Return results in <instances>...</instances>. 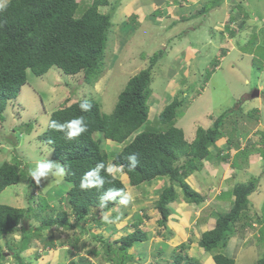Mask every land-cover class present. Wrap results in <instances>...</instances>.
I'll list each match as a JSON object with an SVG mask.
<instances>
[{
    "label": "trees",
    "instance_id": "trees-1",
    "mask_svg": "<svg viewBox=\"0 0 264 264\" xmlns=\"http://www.w3.org/2000/svg\"><path fill=\"white\" fill-rule=\"evenodd\" d=\"M79 4L78 0H9L0 6V118L7 103L15 100L21 87L27 83L28 70L36 77L43 76L51 67L69 76L82 73L87 84L94 83L102 73L113 9L111 7L109 13L102 14L99 8L109 6V1L92 0L82 15L76 17ZM129 22L134 23L133 20ZM162 55V51L154 53L149 57L147 67L127 80L109 114L102 113L100 104L91 99L62 106L51 112L45 131L38 137L51 150V165L55 170L59 167L62 169L63 180L70 184V188L66 192L67 203L63 207L52 206L50 214L41 219L39 227L35 228L37 235L49 231L48 235L52 236H45V241L38 240L37 236L34 238L42 246L53 248L57 240L61 244L59 248L67 246L66 255L71 259L68 264H92L80 254V237L74 232L76 227L80 226L81 232L86 233L87 230L81 227L83 222L91 220L97 223L96 218L102 221L99 215L131 205L124 203L128 200L126 187L120 178L110 172L109 163L120 168L127 183L135 189L145 183L168 178L169 185L162 188L155 202L160 214L157 220L160 228H166L170 215L168 206L178 197L176 185L186 203L200 205L204 201L186 182V178L201 168L202 160L209 155V147L224 137L220 127L223 115L210 128H197L191 142L186 141L184 131L176 126V118L186 105L183 97H173L150 122L148 99L152 94V72ZM81 104L90 107L84 111L80 108ZM81 117L80 127L85 131L73 135L72 122ZM54 123L56 127H53ZM31 127L26 128L30 130ZM13 130L18 128L14 127ZM96 133L105 140L120 144V151H104L101 139L94 138ZM129 138L131 140L127 142ZM10 142L14 144L13 138ZM240 154L247 157L245 150L238 152L234 156V165L238 166L237 157ZM13 157L14 162L0 164V193L23 181L16 149L13 150ZM258 186L259 178L254 177L247 183L233 187L234 201L230 209L216 213L214 227L200 234L198 246L212 256L215 264H235L232 257L213 251L218 247L225 248L231 238L234 239L237 234L244 236V232L252 228L253 222H260L259 217L253 219L249 212V197L257 191ZM38 206H41L40 198ZM30 212V207L25 209L0 204V240L17 232L20 234V239L15 243L5 241V248L13 253L11 264H33V260L40 259L37 252L29 261L23 256L30 248L29 244H23L26 240L23 236L25 230H34L29 219L38 217ZM137 217L130 222L131 231L114 240H110V236L106 238L93 234L92 238L100 247L86 253L102 254L110 264H164L167 258L162 257L164 252L161 249L154 253V258L149 260L151 262L146 263L137 253V256L131 254L135 243L148 241V234L140 227L142 221ZM120 219L119 215H111L109 221L116 223ZM109 221L97 225L108 224ZM58 229L71 232L67 244L60 239L61 235H54ZM115 231L112 230V234ZM259 232V239L264 245V230L260 228ZM187 242L173 249L172 262L166 264L200 263L186 254L189 250ZM39 245L36 244L37 249ZM0 258L5 261L9 258L4 255L1 246ZM255 264H264V251Z\"/></svg>",
    "mask_w": 264,
    "mask_h": 264
},
{
    "label": "rangeland",
    "instance_id": "rangeland-1",
    "mask_svg": "<svg viewBox=\"0 0 264 264\" xmlns=\"http://www.w3.org/2000/svg\"><path fill=\"white\" fill-rule=\"evenodd\" d=\"M8 1L0 0V6ZM78 1L80 4L76 17L82 15L92 3V0ZM108 1L110 5L100 7L99 12L107 14L110 12V8L114 7L111 19L113 26L105 51L104 69L95 82L87 84L82 73L69 76L63 74L56 67H51L46 74L40 77L34 76L28 70L27 83L21 87L18 97L7 103L0 118V164L5 161L14 162L13 150L16 149L23 175L21 183L9 186L0 193V204L15 208L30 207V214L38 216L29 219L31 228L34 230L28 229L25 230L24 235L22 233L24 240L26 239L23 244H29V247L33 249H37L36 244L39 245V239L45 241V236H52L48 235L49 231H42L37 235L38 231L35 228L39 227L41 219L50 214L52 206L63 207L67 203L66 192L70 188V184L63 180L62 169L59 167L55 170V167L51 165V150L38 138L45 131L51 112L62 106L91 99L100 104L102 113L109 114L127 80L140 70L145 69L149 57L158 51H162L163 55L152 72L150 86L152 94L148 99V104L161 103L160 106L163 105V102L167 104L172 99L169 94L167 96L169 83L173 79H180L181 91L176 96L185 98L186 105L181 108L180 114L176 118V126L184 131L186 141L189 142L194 138L197 128H210L220 115H223L220 123L223 133L219 132L226 137V140L234 142L235 146L237 141L234 139L245 135L252 126L258 128L260 123L261 127L258 130L261 132L252 134L248 139L243 138V142L247 143V149L251 151L249 160L260 159V165H264V147L257 155L252 150L256 144H259L258 139L263 140L264 138V0H201L198 5H193L187 0H166L164 6L172 11L175 9L174 13L181 14L179 20H173L168 13V16L160 21L157 20L158 14L156 13L145 21L138 19L135 23L129 22V19L123 15L118 17L117 12L119 4L124 6L131 0ZM202 8H204V12H201ZM228 15L232 16L230 21L235 23L234 27L230 23L225 28ZM149 22L153 25L147 27ZM217 27H220L221 30ZM255 90H259V97L250 98ZM151 113L148 116L150 122L155 120L153 115H156L157 111H151ZM247 124L248 127H246ZM25 126L32 127L29 130ZM14 127H17L18 130H13ZM12 138L14 144L10 142ZM94 138L101 139V147L107 153H117L121 149L120 144L105 140L98 133L94 134ZM252 141V144L249 143ZM249 144L252 147H249ZM216 146L219 147V144ZM214 155L215 151L210 152L209 157L213 158ZM244 161L245 156L240 154L237 157L238 164ZM220 163L217 160L216 165ZM43 166H47V168L45 174L40 176L38 175L39 169ZM108 167L127 186L128 192H132L133 188L127 183L122 171L115 169L111 163ZM243 169L238 165L234 171L238 172ZM30 173H37V175L33 176ZM254 176V173H249L244 176V180H236V177L235 180L228 178L226 186L247 183ZM162 180L166 181V185L169 183L168 178H160L152 183L159 184ZM187 183L193 187V177ZM149 184L151 182L145 183L141 188L133 191L136 199L134 204L126 208H118V211L110 213L115 217L119 215L121 219L131 215L123 222L112 223L109 221L110 215L105 214L101 220L109 221L105 228L110 227L111 229H107V231L97 225L102 222L99 218H96L97 223L87 220L81 224V227H84L85 231L87 230L86 233L81 232L80 226L75 228V234L80 237L78 247L84 250L82 252L89 257L93 264L110 263L105 260V256L102 254L93 255L85 252L86 249L91 251L92 248L99 249L100 247L98 242L92 238V233L106 238L110 236V240H113L130 232V222H133V218H138L137 216L142 221L140 227L148 234V241L135 243L131 254L137 253L141 261L146 263L154 258L153 255L157 250L161 249L164 252L162 257L167 258L166 262H172L171 251L166 244L158 245L152 241V237L156 238L153 232L159 226L154 216V203H148L150 200L152 202L155 200V198H147L150 196ZM195 185H200L198 174L195 176ZM163 187L164 185L159 189L156 188L158 196ZM176 188L177 196L182 197L177 185ZM257 190V194L252 196L253 200L255 198V203L251 212L253 216L255 213L258 214L260 222H264V181H259ZM144 191L147 192L142 198L135 197V194H142ZM39 198L41 206H38ZM143 198L147 201L146 205L143 203ZM193 206L201 208L197 205ZM168 208L171 215L174 210L173 205H169ZM219 210L226 212L222 209ZM126 212L128 213L126 214ZM216 213L210 215L214 220ZM141 215L144 218H141ZM204 216L205 212H201L198 223L203 221ZM126 222L127 225H125ZM256 224L258 225V223ZM112 225L116 229L114 235L111 234L112 230H115ZM257 225L253 227L254 233L248 230L244 232V236L237 234L234 239L231 238L233 240L225 248L218 247L213 252L232 257L235 264H255L264 251L263 242L259 239L261 235L259 231L260 228L264 230V223H259V227ZM191 229L192 231L188 232L190 243L187 242L189 250L186 254L199 261V264L213 263L212 258H206L205 254L204 256L200 255L199 246L195 242V239L198 238L197 234H201L200 229L195 225ZM166 230L173 234L167 226ZM195 230H197L196 234ZM193 234L196 235L195 239ZM54 235L56 237L61 235L60 239L67 244L66 240L70 238L71 232L58 229L55 230ZM35 236L38 237V240H35ZM245 238L247 239L245 240ZM19 239L20 234L17 232L2 238L0 244L5 241L15 243ZM54 245L53 248L39 245V248L44 251L39 254L40 259L33 260L32 263L61 264V258L56 261V256L63 255L65 252L62 248L58 249L61 245L58 240ZM32 255L35 254H23L28 261L33 259ZM6 257H9L8 261L0 258V264L12 263L9 251ZM139 258H135V260Z\"/></svg>",
    "mask_w": 264,
    "mask_h": 264
},
{
    "label": "crops",
    "instance_id": "crops-1",
    "mask_svg": "<svg viewBox=\"0 0 264 264\" xmlns=\"http://www.w3.org/2000/svg\"><path fill=\"white\" fill-rule=\"evenodd\" d=\"M187 1L189 3H192L193 5H198L201 2V0H187ZM165 2H166V0H131V1L127 2L124 6H120V4L117 6L118 17L123 15L124 17H126L129 20H133V22L135 23V22H137L138 19L145 21L148 19V17H153L156 13L158 14V18L161 17L159 19L157 18V20H160V19L163 20V19H165V16H168V13H169L170 14L169 16L172 17L173 20H175V19L179 20V18H181L180 17L181 14L179 15L177 13H174L175 9L172 11L168 7H165L164 6ZM182 20H183V18H182ZM150 25H153V23H151V22L147 23V27H150ZM187 62H189V61H187ZM179 81H180V79L171 80V82L169 83L170 86H169V92L167 93V96L169 94V96L173 98L177 95L178 92L181 91V86H180L181 81L180 82ZM160 104H157V105H155L154 103L151 105L148 104L150 114H152L151 111L152 112L157 111V114L156 115L154 114L153 117H157L159 115V113L163 110V107L166 105L165 102H163V105H161V106H160ZM149 113H148V116H149ZM258 123H259V121H258ZM246 127H248V124L246 125ZM254 127L255 126H252L249 129V131L246 132L245 135L238 136V138L234 139V141L238 142V145L236 144V146H235L234 142H227L226 137H222L221 139L216 141L215 145L209 147L210 148L209 149V155H210V152L215 151L214 157L210 158L208 155V157L206 159L202 160V162H201L202 166L198 171H200L201 169H203V170H201L199 173H196V172H198V171H196L186 178V181L188 182L190 180V178L193 177L194 186L191 188H194V190L196 192L198 191V193L204 199V201L200 205H197V206H200L201 208L199 209L196 206H193V204L191 205L189 203H186L183 200V196L177 197L176 200L171 204V205H173L174 210L172 211L173 213L169 216V220L166 224L167 228H169L171 230V232H173V234L168 233L166 228L158 227L157 230L153 232V234L156 235V238L152 237V241H154V243H157L158 245H160L161 243L166 244V246L170 249V251L172 253L173 249H175L179 244L188 241V237H189L188 232H191L192 229L194 231V229H195L194 227L191 229V227L193 225L197 226L198 229H200L201 233L208 231V230H211L215 225V220L210 215H213L214 212L221 213L219 209H222L224 211H228L230 209V207L232 206V201H234L232 189L236 185L240 184V183H237L234 186H232V185L226 186V181L228 178L230 180H235V177H236V180H244V176H246L249 173H254L255 174L254 177H258L260 182L264 181V177H263L264 176V172H263L264 165H260V159L253 160V158H252V160H249V156H250L251 151L249 149H247V145H246L247 143L243 142V138L248 139L252 134H254L256 132H258V134H259L261 132L260 130H258V128L261 127L260 123H259L258 128H254ZM191 141H189V142H191ZM263 142H264V138H263V140H261V138H260V139H258L259 144H256L255 148L253 147L252 150H254L256 152L255 153L256 155L261 149H263V147H264ZM249 143L252 144L253 141L249 142ZM216 144H219V147H217ZM251 144H249V147H252ZM243 150L246 151L247 158H245L244 162H240V164H238V165L242 166L244 169L241 171L235 172L234 170H236L238 166L234 165V162L236 161V159H234V156L238 152H243ZM217 160H219L221 162L219 165H216ZM257 164H259V165H257ZM197 174L199 176V181H200L199 186L195 185V176H197ZM152 182H151V184H149L150 186L148 187V188H150V190H149L150 196H148L147 198L148 199L155 198L154 202H152V200H150L148 203H154L155 214L154 213L153 214L155 216V220L157 221L160 219V214L157 212V210H155L156 209L155 201H157V199L159 197L157 195L158 191L156 190V188L159 189L162 185L166 186V181H163V180L161 182L156 181V182H159V184H157V183L153 184ZM167 185H169V183ZM125 187H126V192H128L126 185H125ZM134 190H135V188H133L132 192L127 193V196H128V198H127L128 200L126 203L127 206L129 204L135 203V201H136V199L134 198V193H133ZM155 190H156V192H155ZM257 191L254 194H257ZM146 192L147 191H145L142 194H135V197L139 196L142 198V195H145ZM254 194H252L249 197L250 202H251L250 207H249V209H250L249 212L251 214V217L253 216V213L251 212V210L253 209V204L255 203V198H254V200L252 198V196ZM226 196H227V198H226ZM259 197H258V199H259ZM261 201H262V196H261ZM143 203L145 205L147 203V201H145V198H143ZM201 212H205V216H204L203 221L201 223H198L200 220V213ZM105 214L106 215L109 214L111 216L110 212L105 213ZM103 215L104 214H101V215H99V217H102ZM256 216L259 217V215L255 213L252 218L254 219V217H256ZM128 217H131V215H127L124 218L120 219L118 221V223L123 222V220L127 219ZM261 222H258V223H261ZM106 225L107 224L102 223L100 226L105 228ZM125 225H127V222L125 223ZM252 227H256V224L254 222H253ZM107 229H111V228L107 227L104 230L107 231ZM194 233L196 234L197 230H195ZM92 234H94V233H92ZM195 234H193L194 239L196 238ZM199 236L200 235L197 234L198 238L195 239V242L197 243V245H198ZM246 239L247 238H245V240ZM232 240L233 239H231V241ZM231 241H229V244ZM193 244H195V243H193ZM61 248L65 253L63 255L62 254L57 255L56 261H57V259L61 258V264H68L71 259L66 256L67 247H61ZM78 248H79L80 254L87 257V255L82 252L84 250L80 247H78ZM39 249H41V248H38V249L29 248L24 253H27V254L34 253L35 254L37 252V254H40L42 250H39ZM4 250L6 251V249H4ZM199 250H200L201 256H204V254H205L206 258L207 257L212 258V256L210 254L205 253L203 251V249H201L200 247H199ZM87 251H90V249L85 250V252H87ZM87 258L91 262L89 257H87ZM204 260H203V262H204ZM56 261H55V263H56ZM40 263H41V260H40ZM45 263H48V262H45ZM49 263L54 264L52 262H49ZM41 264H43V263H41ZM210 264H215V263L213 262Z\"/></svg>",
    "mask_w": 264,
    "mask_h": 264
},
{
    "label": "clouds",
    "instance_id": "clouds-1",
    "mask_svg": "<svg viewBox=\"0 0 264 264\" xmlns=\"http://www.w3.org/2000/svg\"><path fill=\"white\" fill-rule=\"evenodd\" d=\"M114 7H112V9H113ZM111 8H110V10H112ZM204 8H202V10H201V12H204L205 10H203ZM232 10V9H231ZM112 16H113V14H112ZM229 17V18H228ZM231 15H228L227 16V22H226V25H225V28L227 27V25H229L230 24V22H229V20L231 19ZM111 19H112V17H111ZM112 23V22H111ZM232 25V24H231ZM112 26H113V24H112ZM234 27V26H233ZM112 28V27H111ZM219 30H221V28L220 27H217ZM259 95H260V92H259ZM259 97V96H258ZM251 98V97H250ZM90 107V105H87V104H81L80 105V108L82 109V110H84V111H87L88 110V108ZM82 120H83V118L81 117V118H78V119H76L75 121H73L72 122V125H71V127H72V133H73V135H77V134H79L80 132H83V131H85V129L83 128V127H80V125H81V123H82ZM57 125L54 123L53 124V127H56ZM210 149V148H209ZM114 167V166H113ZM46 168H47V166H43V167H41L40 169H39V173H38V175H40V176H43L44 174H45V171H46ZM115 169H120V168H118V167H114ZM110 170V169H109ZM110 172H112L111 170H110ZM113 173V172H112ZM31 175H33V176H36L37 175V173H30ZM124 203H127L126 201L124 202ZM157 210V209H156ZM158 212V211H157ZM159 213V212H158ZM255 224L256 223H258L257 221H255L254 222ZM257 225V224H256ZM258 227H259V223H258V225H257ZM249 231H251V232H253L254 231V229H253V227L249 230ZM254 233V232H253ZM4 244H5V242H3L2 244H0V246H1V248H2V250H3V253H4V255L6 256L7 255V249L5 248L6 247V245H5V247H4ZM64 247H67V246H64ZM59 248V247H58ZM4 249H6V251L4 250ZM67 249H68V247H67ZM66 249V250H67ZM41 250L42 251H44L42 248H41ZM11 254H13V253H10V255ZM41 254V253H40ZM67 256V255H66ZM68 257V256H67Z\"/></svg>",
    "mask_w": 264,
    "mask_h": 264
},
{
    "label": "water",
    "instance_id": "water-1",
    "mask_svg": "<svg viewBox=\"0 0 264 264\" xmlns=\"http://www.w3.org/2000/svg\"><path fill=\"white\" fill-rule=\"evenodd\" d=\"M259 96V90H255L253 91V93L251 94V98H257Z\"/></svg>",
    "mask_w": 264,
    "mask_h": 264
}]
</instances>
